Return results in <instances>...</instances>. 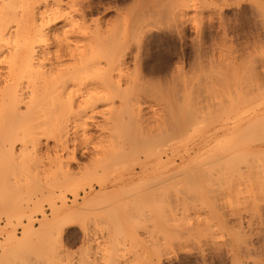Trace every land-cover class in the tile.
Segmentation results:
<instances>
[{
  "label": "rangeland",
  "instance_id": "obj_1",
  "mask_svg": "<svg viewBox=\"0 0 264 264\" xmlns=\"http://www.w3.org/2000/svg\"><path fill=\"white\" fill-rule=\"evenodd\" d=\"M84 1L90 9L88 17L92 20L99 18L106 25H121L124 21H136L138 26L141 25L138 33L129 41L124 58L125 70L122 72L127 77L122 76L124 82L130 78L131 82H141L134 88L135 95L142 96L145 90L148 91L143 94L151 91L143 98L133 95L134 99L140 97L138 103L143 108L139 104L138 108L144 110L141 113L143 110L140 108L141 115L137 112L140 116L144 114V117L134 116L133 119H136L133 122L135 127L140 121L137 126L140 127H134L135 137L132 136L138 139L137 142L134 140L138 145L135 147L139 148L138 153L133 162L113 167V175L108 172L110 177L103 173L102 176L95 175V172H102L101 163L95 162L91 154L82 153V150L87 146L90 148L93 144L91 138L95 146L97 141L102 140L101 143H104L103 137L98 140L100 136L94 129L87 131V134L90 133L88 136H79L80 130L76 134L78 136L74 131L71 132L70 136L76 138L72 139V143L76 144L75 149H79H76L75 163L69 166L77 185L74 192H69V188L67 192H57L54 198L57 208L62 206L60 198H65L67 204L73 207L77 193L76 205L83 208V217L80 221L75 219L76 224L71 228L60 227L61 236L60 228L53 231L55 234L50 229L44 232L40 230L37 236L32 237L30 249L29 244L21 248L22 253L18 251L19 259L30 253L31 258L24 257L28 261L23 258V264H264V148L259 152L255 164H252L248 153L246 155V150L250 148L264 147V126L251 132V135L250 132L246 133L248 136L241 135L238 139L233 136L238 113L237 110L233 111L240 101L238 111L243 112L246 107L245 111L248 112L244 114L249 116L248 120H252V116L253 119L258 117L256 114H264V0ZM128 72H131L130 75ZM140 75L147 77V80H138ZM170 79L173 82L175 80L174 84L170 81L167 83ZM149 81L151 84L143 83ZM172 84L177 86L174 90ZM138 86L147 89L143 88L142 92L138 88L139 92ZM164 90L166 94L176 90L179 93H171L170 99L161 98L160 94L165 95ZM252 96L257 98H253V101L250 99ZM249 99L252 103L245 104ZM252 104L254 107L250 106ZM247 106L252 109L248 110ZM170 107L172 114L167 110ZM231 107H234L232 112L235 114H232ZM191 110L194 113L196 110L198 113L205 110L201 114L205 118L207 116L206 122L209 124L196 140L190 138L193 127L197 125ZM145 119H149V123L145 121L147 124H144ZM176 119L187 125L182 135L176 132ZM145 137L150 139V146L145 142ZM78 140L79 145H82H78ZM104 140L108 141L107 144L110 141L107 138ZM85 142L87 145L84 147ZM50 145L53 146V142ZM50 145L48 143L49 147H40L41 151L43 149L40 157L42 166L40 163V167L33 166L38 167L34 171L28 165L17 178L21 176L28 179L29 173H35L39 168L52 172L47 164L54 155L52 148L48 151ZM148 148L153 150H146ZM148 151H152L151 156ZM201 153L203 156L207 154L208 158H201ZM238 157L246 159L238 160ZM42 158L50 160L46 163ZM163 161L165 167L174 168L173 171L177 168L178 171L172 174L173 171L163 170ZM130 163H133L132 166ZM40 170L38 175L45 178L46 172ZM130 171L135 176L127 188L121 179ZM183 174L191 179L184 178ZM149 179L161 188L153 184L156 187L152 191L158 195L164 193L166 197L164 194H156L158 200L154 195L146 197L147 200L134 197L138 191L135 188L142 185L133 186L151 181ZM103 190L106 192L102 203L85 200ZM35 201L38 205L30 204L28 209L21 212L27 215L21 219V223L19 217H13L15 214L8 218L4 212H0V254L18 245L19 237L23 236L25 227L30 223L28 216L34 227H40L43 213L38 208L43 209L50 221L56 219L57 214L45 197L39 196ZM82 229L89 233L90 241L83 239ZM13 236L17 238L14 240L11 238Z\"/></svg>",
  "mask_w": 264,
  "mask_h": 264
},
{
  "label": "bare ground",
  "instance_id": "obj_2",
  "mask_svg": "<svg viewBox=\"0 0 264 264\" xmlns=\"http://www.w3.org/2000/svg\"><path fill=\"white\" fill-rule=\"evenodd\" d=\"M88 11H90V9L88 10V6L84 0H0V212H4L8 218L11 217L12 214H15L17 216L14 215L13 217H19L20 219L18 218V220L20 222L21 219L24 217L26 218L27 216L21 212L28 209L27 207L30 204H34V206L38 205V202L35 200L39 196H42L43 198L45 197L46 201L49 202L50 208L57 214V217L55 216L56 219L50 221L45 215L46 213L41 209V205L38 206L40 207H37L38 211L40 212L41 210V213H43L40 227H34L31 222V217L28 216L27 219H29L28 221H30V223L25 227L23 236L19 237L18 245L14 244V246L17 245L15 248L4 250V253L0 254V264H21L24 257H30L31 254L29 253V255L27 253L28 251L26 252L24 249L22 250H24L27 255L24 252L25 255L22 259H19L18 253H22V251H20L21 248H26L25 246H28L29 244V249L31 248V239L36 234L40 233V230L44 232V230L50 229L49 231L53 232L60 227L71 228L76 224L75 219L79 221L80 218L82 219V215L84 214L82 211L83 208L76 205L78 197L77 193L75 195V204L73 203V207H70L67 204L65 198H60L62 206L57 208L55 202L56 198H54L57 192H67L69 188H71L69 192L73 191L75 185H77L75 184V179L70 173L71 170L69 168L70 164L76 159L75 153L77 152V148L75 149L74 147L76 144L74 145V143H72V139L75 137L74 135L73 138L70 136L71 132L74 131L76 135L80 130L82 131H79L80 136L85 135L87 134V131L94 129L95 131H98L96 133L100 136L98 139L97 135L98 140L103 137L102 139L104 143H101L102 140L100 142L97 141V146H95L96 144L92 142L94 140L91 138V143L93 144L90 146L89 143L90 148L87 146V148L82 150V153L91 154V159L95 162L99 161L101 163L100 166L102 172H95V175L100 176L102 173L103 175H107L109 174L108 172L112 174L114 173H111V171L114 170L113 167L117 168L116 166L122 165L123 163L127 165L126 163L129 161L133 162L137 156V149L139 148H136L138 145L135 143L138 139L136 137V142H134L135 139H133L132 136L135 137L136 133L134 134L133 131L136 132L134 129L140 125L138 124L140 121L137 122V126L135 127V123L133 124V122H136V119L135 121H133V119L137 116H139V118H142V116L144 117V114L140 116V111L143 107L138 103L140 102L138 98H143L144 95H149L151 91L149 93L147 92L148 94H143L148 90L143 92L142 89H145L146 87L141 88L138 86L137 89L141 88L140 91L143 93H141L142 96L136 93V95H140V97L137 96L136 99H134V88L136 89L137 84L141 82L136 81V78H132L135 80L134 82H131V78V81L127 79L130 82H124V79L122 80V78L126 77V75H124L126 73L122 72L125 70L124 58L126 51L129 48V41L135 36L134 34L141 25L138 26L136 21L134 23L124 21L121 25H119V23H117L118 25H114L113 23V25H106L99 21V18L94 20L90 19V17H88ZM183 59L181 63L184 62ZM126 68L129 69L128 66ZM130 73L128 75H130ZM179 74L176 75V78H178ZM123 75L124 77H122ZM146 78L147 77H143L142 75L137 77V79L141 81H144ZM169 81L173 82L170 79L167 83ZM143 83L151 84L150 81ZM163 83L165 84V82ZM167 85L170 87V84ZM177 85H179L178 82ZM175 87L177 86H173V90ZM177 89L180 90L179 88ZM178 90L176 91L178 92ZM176 91H172L171 93L173 94V92H175L174 95H176ZM169 92L167 91V93ZM171 93L166 94L165 91V95H163V93L160 95L161 98L167 97L168 99ZM178 96H181V94ZM253 98L256 99L257 97L255 98L252 96L250 99L254 101ZM137 99L139 101H137ZM160 100L162 101V99ZM249 100L247 101L248 103L246 101V103H244L249 105V102L252 103V101ZM240 103L239 105H236L237 109L235 110L234 107H231V112L233 110V112L236 110V113L238 112L233 126V136L237 139L238 136L247 135L246 133L248 132H250L251 135V132H256L264 126V114L261 116H259L260 114H256L255 116L258 115V117L253 119L252 116V120H248L247 117L249 116L244 114L246 112V107H244L243 103L242 107L245 108L244 111H238V106L241 107ZM138 104L142 107H140L141 109L138 108ZM250 106L254 107L253 104ZM135 107L138 108L137 111ZM162 107L163 105L161 106V110ZM203 108L201 107V109ZM170 109L171 107L169 109L167 108L172 114L173 110L170 111ZM249 109L252 108L249 107L248 110ZM143 112L144 110L141 111V113ZM191 112L194 113L192 110ZM196 112L193 114V117L195 116L194 118L197 120L195 123L198 126L193 124L195 127H193L190 133V138L194 140H196L195 138L200 136V133L203 130L205 131L209 126L208 122H206L207 116L205 118V116L201 114L205 113V110L203 112L200 111L201 113H198L197 110ZM233 112L232 114H235ZM200 114L203 117L200 116ZM143 121L144 124H147L149 119ZM143 121L141 120V123H143ZM248 121L251 122L248 123ZM167 122L171 124V126L173 125L170 121L167 120ZM176 122H178V124H176V132L181 133L182 135L186 124H183L181 121L179 122L177 119ZM190 124L191 122H189L188 125ZM139 127H137V129ZM185 128L187 129V125ZM89 134H87V136ZM95 135L96 134H94V136ZM146 137V141H144L149 145L150 139L148 140ZM86 138L87 137H85V139ZM104 138H107L108 140L110 139L108 144V141L106 142ZM79 140L77 142L78 145L80 143ZM205 140L206 139H204V141ZM208 140L209 139H207V141ZM50 142H53V146L50 145ZM205 142L203 144H206ZM48 143L51 146L49 149L47 148L48 151H50L51 148L54 151L52 157L53 160L47 163L48 160L52 159L50 158L52 154L50 156L48 155L50 159L46 160L48 157L45 158L46 161L43 158L42 159L49 165L51 168L50 171H53L46 172L48 169H45L46 171L41 169L43 173L46 172V175L44 176L45 178H40V175H38V173H40L39 168L35 173L30 172V174L28 172L30 176L28 179L23 176V178H21V176L20 178H17L22 172L21 170L28 165L32 166L34 171L40 167L38 163H42L40 157H42L41 154L43 151V149L41 151L40 147L42 148L43 145L48 146ZM194 143L196 144V141ZM84 144L85 147L87 142ZM104 144L106 145L104 146ZM197 145L199 146L198 142ZM197 145L192 146L197 147ZM98 146H101V148H98ZM257 146L258 145H256V147ZM262 148L264 147L259 146V148H250L246 150V155L248 153L252 164H255L254 162L256 161L259 152L263 150ZM149 149L151 150L152 148L146 150ZM204 152L206 153V150ZM148 153L150 154L152 151H148ZM214 153H216V151ZM197 155L199 154L197 153ZM206 155L203 156L202 154L201 158H208ZM149 156H151V154ZM149 156L146 154V157ZM143 157L145 156L143 155ZM237 159L245 160L246 158L238 157ZM27 161L28 164H26ZM163 163L164 161L161 164L163 170L173 171L174 168H167L165 167L166 165L164 166L165 163ZM33 166L38 167L33 168ZM45 168H47V166ZM115 171L117 170L115 169ZM177 171L178 169L176 168L172 174H175ZM43 173L41 175H43ZM73 174H75V172ZM180 175L182 174L180 173ZM134 176L135 174L131 172L123 177L121 182L124 186L129 188L128 186L132 183ZM173 176L175 175H172V177ZM126 177H128L127 181H124ZM186 177L191 179L189 176ZM169 179L170 177L168 180ZM151 181L144 183L139 182L140 184H135L134 182L135 185L132 184L131 188L133 185V188H135L136 185H142L143 187L140 186L135 188L138 190H136L137 193L132 190L137 194L136 196H133L142 200H147L146 197L150 198L152 195L157 198L158 193L152 191V189L156 186L159 188V185L158 183L155 184L154 180ZM167 183L170 182L168 181ZM192 183H194V181ZM146 190H149V192H146ZM105 192L106 190H103V192H97L91 199L85 198V200L89 203L95 202L98 204V202H101V199H103V194H105ZM163 196H165V194ZM158 199L159 198H157V200ZM19 213H21V215ZM12 219L10 218V220ZM61 228L60 236L62 234ZM51 236L53 237V234ZM82 237L84 240H91L89 233L83 229ZM11 238L15 240L17 237L13 236ZM1 249L3 250L5 247ZM25 260L28 261V259ZM23 263L25 262H22V264Z\"/></svg>",
  "mask_w": 264,
  "mask_h": 264
}]
</instances>
